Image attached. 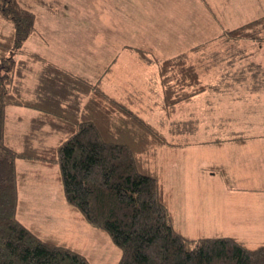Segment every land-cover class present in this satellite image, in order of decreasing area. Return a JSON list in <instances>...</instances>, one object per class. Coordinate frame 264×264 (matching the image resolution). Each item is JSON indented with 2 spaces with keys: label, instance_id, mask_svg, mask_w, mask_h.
Instances as JSON below:
<instances>
[{
  "label": "trees",
  "instance_id": "1",
  "mask_svg": "<svg viewBox=\"0 0 264 264\" xmlns=\"http://www.w3.org/2000/svg\"><path fill=\"white\" fill-rule=\"evenodd\" d=\"M35 4L0 0V19L9 26L0 32V264H92L58 237L44 235L39 226L20 219V193L29 176L19 162L58 167L57 180L70 210L108 235L121 250L117 264H264V240L251 247L250 241L230 235L190 238L174 225L153 159L161 147L195 143L190 141L196 134L194 120L174 121L169 130L174 139H169L163 121L152 123L133 109L132 101L105 90L104 76L115 61L105 67L104 75L90 79L28 50L26 42L41 31ZM262 40L264 15L167 58L131 49L142 62L158 67L159 106L170 119L180 106L208 90L230 92L234 84L263 90L264 70L257 63L240 68L231 82L203 80L211 69L205 60L217 62L226 44L235 54L246 55L242 43ZM199 59L205 61L202 69ZM11 108L31 115L26 133L13 134ZM221 120L223 129L229 121ZM240 140L246 136L230 131L227 138L204 143ZM222 176L230 187L226 170Z\"/></svg>",
  "mask_w": 264,
  "mask_h": 264
},
{
  "label": "rangeland",
  "instance_id": "2",
  "mask_svg": "<svg viewBox=\"0 0 264 264\" xmlns=\"http://www.w3.org/2000/svg\"><path fill=\"white\" fill-rule=\"evenodd\" d=\"M35 2L41 33L29 39L25 47L90 79L104 75L105 67L115 61L104 76L105 90L118 98L130 97L133 109L152 123L163 121V132L169 139L173 138L170 127L178 120H194L196 134L190 137V141L194 138L197 141L227 138L230 134L227 130L264 124V89L253 92L249 90L250 86L237 84L229 93L223 91L226 94L221 96L215 90H208L180 106L172 118H167L159 106L162 95L159 82L155 84L151 80L146 83L147 78H159L158 67L142 62L138 53L131 49L142 48L162 59L174 56L222 34L229 26L259 18L264 14V0ZM230 18L235 21L231 22ZM8 29L7 23L0 19V32ZM242 44L247 57L235 54L227 44L217 62L215 58L207 57L205 61L210 62L211 69L203 77L205 83L215 84L221 78H228L231 82L234 74L247 67L249 62L259 64L264 70V41ZM219 48L217 46L216 51ZM205 61L199 59L201 69ZM250 82L251 76L249 85ZM237 95L246 98L241 103L235 101ZM12 109L10 124L13 134L26 133L29 129L26 121L31 115L22 109ZM19 117L23 118L18 120ZM221 117L236 118L223 124L226 132L222 131V136L217 131ZM213 148L206 147L205 143H195L158 149L153 164L159 169L158 176L164 184L174 225L190 238L213 235L241 237L248 235L252 228L254 233L250 236L253 241L249 245H259L264 240V208L250 206L245 200H234L235 192L222 183L221 177L210 179L209 172L200 169L202 165L213 163V155L207 151ZM19 166L29 176L28 179L26 177V188L20 193L24 207L20 219L23 222L39 226L44 235L58 237L60 242L84 254L92 264L118 263L121 250L108 235L80 220L70 210L57 180L58 167L51 169L21 162ZM247 239L250 241L248 236Z\"/></svg>",
  "mask_w": 264,
  "mask_h": 264
},
{
  "label": "crops",
  "instance_id": "3",
  "mask_svg": "<svg viewBox=\"0 0 264 264\" xmlns=\"http://www.w3.org/2000/svg\"><path fill=\"white\" fill-rule=\"evenodd\" d=\"M230 21L231 22L235 21V19L230 18ZM239 25L235 24L234 26H229L228 28H234ZM154 79L156 80V78ZM151 80L152 78H147L146 83L149 84ZM156 82H158V79L156 80ZM216 94L221 96L226 93L220 91L217 92ZM245 98H242L240 95H237L235 101H241L242 103V100H244ZM124 100L132 101L130 100V97H126V99ZM243 105L246 104L243 103ZM250 110L251 109H248L247 111ZM235 119L236 118L234 117L233 118L228 117L226 118V121H230V120L234 121ZM217 131H225V130L220 128ZM227 131H236L238 132L239 135L246 136V140L244 141L240 140L236 142L224 141L222 144L219 145L213 143L214 141L205 143L206 147L209 146L214 147L212 150H207L210 151L209 153L213 155L211 157L212 158L211 162L213 163L209 165H202L200 166V169L209 172L210 179H216V176L221 177L222 183H224L228 188H231L235 192V195L232 197L234 200H242V201L245 200L247 201V203L250 204V206L252 204V206H260L264 208V124L262 123H258L256 125L249 124L248 128L231 129ZM197 140H193V141L194 142L196 141L195 143L205 142V141H197ZM223 169L226 170L227 174L230 176V180H231L230 187L228 186V183L226 182L225 178L222 176L224 171ZM253 233H254L253 229L250 228L248 235L244 234L241 235L242 238L241 237H237V238L248 240L247 239L248 236V238H250V242H252L253 239L251 238L252 236L250 235H252Z\"/></svg>",
  "mask_w": 264,
  "mask_h": 264
}]
</instances>
